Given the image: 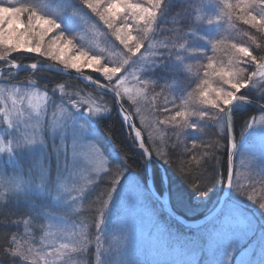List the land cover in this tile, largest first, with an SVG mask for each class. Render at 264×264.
Masks as SVG:
<instances>
[{"label": "snow or ice", "instance_id": "snow-or-ice-1", "mask_svg": "<svg viewBox=\"0 0 264 264\" xmlns=\"http://www.w3.org/2000/svg\"><path fill=\"white\" fill-rule=\"evenodd\" d=\"M78 4L90 18L98 17V20L106 25L111 36L114 37V41H112L114 47L116 41L122 46L121 51L125 57L123 60H113L105 56L103 50L99 53L89 52L83 45L77 48L76 43L79 42L76 40V31L66 33L57 23L56 17L59 10L45 13L35 4L25 3L24 0H0V80L7 85L15 79L20 71H30L31 76L35 77L23 84L25 89L23 92L21 87L13 86L10 94L19 97L22 102L20 107H17L14 99L11 110L0 108L2 123L5 125L4 133L0 135V153H7L6 164L17 165V157L22 153H40L43 157L48 149L49 138L55 141L58 137L64 147L63 164H61L60 154L57 153L55 176L50 165L47 168H42L38 174V182L33 183L31 179L14 182L8 190L10 197H15L18 200L21 198L32 200L35 191L38 195L50 197L58 205H61L67 214L68 211H75L72 206L78 200H85L93 188L98 186V182H106L107 191L100 192L94 200L90 201V205L94 208L99 204V207L95 208L99 218L94 220L98 233L102 231L105 213L109 209V205H116L117 194L121 193L122 197L126 196L123 190L129 180L136 190L138 199H156V192L148 182L147 174L141 182L134 173L129 172L127 154L124 159L116 162L115 172H113V161H116L113 158V153L107 150L104 141L91 127L93 121L98 122L100 117L111 113L114 106L119 109L121 128L127 126L130 133L135 132L132 140L133 143L139 142V158L146 168L151 165L153 153H155L156 159L171 166V153L165 152L159 145L148 146L149 141L156 144L153 132L149 131L148 140L143 139L142 131L137 130L134 123L137 118L145 126V130L163 129L171 125L172 134L176 136L177 141L172 145L173 150L179 148L183 143L182 155L190 157L187 165L194 162L200 167L206 163L203 158L207 157L209 153L204 151L202 154H198V150L207 149L209 145L192 140L191 147H189L181 140V137L186 136L189 129L202 131L209 122L220 125L221 131L224 133L222 139L225 144L221 145L219 141H216L215 147L224 148L229 158L224 175L218 179L217 172L213 168L207 177L197 176L187 182L195 197L205 201L215 192L218 185L223 186L226 175L227 188L233 193L235 187L233 157L237 145L234 137L237 122L235 118L241 114L247 115L249 111H252L251 106L257 105L255 111L259 115L253 114L251 119L245 120L241 126L240 137H244L250 130L255 129L257 124L261 126L260 128H264V45L259 42V39H264V36L258 38L256 34L249 35L248 39L252 45H255V48L242 42L229 44L227 41L233 39L231 36L210 38L208 45L214 51L223 45L221 50L229 56L226 64L221 63L216 66L213 64L215 58L207 57L208 63L201 65L204 69H212L219 78V86L213 87L207 79L201 78L197 71L195 78L188 85L190 87L191 83H195L196 87L187 92L186 98L184 96L174 97L169 101L165 96V103L162 106L157 105L153 99L141 107L140 101L134 98L128 88L123 87L127 79L125 74L136 65L137 59L140 58H142L141 66L137 70L141 72H145L157 64H162L164 61H169L178 65L176 71L191 73L193 71L191 62L199 63L202 58L207 56L206 51L189 44L196 29L177 36L176 42L162 41L159 44H153L150 33H153L155 26L158 25V17L163 16L166 12L167 0H146V4L132 3L131 0H78ZM225 7L228 12L225 13L222 10L220 15H228L231 19L233 12L239 10L237 18L242 20L243 24L250 25L258 33H264V0H237L235 5L226 3ZM118 8L123 11H118ZM71 14L78 16L83 25H88L90 18L86 19L76 9H72ZM197 19H201V17H197ZM213 22L212 18L207 19V24ZM54 29L58 35H54L51 41H46L45 37ZM134 29L137 31L135 36L132 35ZM69 46H72L76 52L71 59L66 53ZM19 49H26L29 53L37 54L38 57L59 61L65 70H75L89 83L94 84L98 92H111L113 107L97 103V99H103L100 95L93 99L92 95L85 93L82 89L67 91L68 86L64 83L55 84L51 88V94H49L48 85L43 86L44 91H38L40 85L36 73L43 72L45 68H54V66L43 65L39 62L22 65L18 62V58L12 55ZM186 61L189 62L186 63ZM85 68L100 73L107 83H101L98 78L84 76L82 69ZM208 75V71L205 70L204 76ZM17 83L21 82L17 81ZM140 83L146 85L149 81L140 79ZM153 84L155 86V82ZM7 90L6 86L0 87V95ZM165 91L172 92L173 89L168 85H163L159 95H163ZM57 92L60 93L58 98L55 96ZM125 96L131 102L127 108L123 102ZM177 99L180 100L179 104L176 103ZM193 99L198 101L199 106L189 103V100ZM23 101H27L28 108L31 109L27 120L21 119L25 115ZM169 104L172 105L171 108L168 107ZM49 108L52 109L50 118L47 115ZM133 109H135L134 114ZM42 111L43 116L41 115ZM32 113L35 115L33 116ZM158 114L166 115L160 118ZM146 116L149 118L146 119ZM165 135H167L166 132ZM107 139L112 142L111 137H107ZM85 141L91 142L92 152L87 164L82 169L85 173L81 177L84 183L82 186H74L72 189L61 191L58 177L70 169L81 167V162L77 159V145ZM112 146L115 148L113 143ZM69 152H71V157H69ZM180 171L182 174L191 176V170L185 173L183 165ZM195 171H199V169H195ZM28 175H32L31 168L28 170ZM254 193L255 188L253 187L252 194L247 195V201L257 205L259 212L264 213V197L256 198ZM235 195L243 197L245 192L241 189ZM225 205L226 209L220 210L216 222L203 232L201 240L197 242L200 244L199 250L210 251L213 254L219 253L220 256L216 264H253L252 260L235 258L234 253L240 241L245 239L249 233L255 235L257 227L253 223L254 217L250 219L246 211L239 207L235 200L226 199ZM237 217L242 218L245 222L243 230L237 229L233 224V219ZM64 219V216L57 218L53 213L41 215L38 210L35 215L32 211L23 213L20 219L14 221L17 227L23 225V233H19V231L5 232L0 238V255L8 261V264H38L36 258L41 254L51 258L50 260L45 259V264H75L74 258L85 255L89 250V241L83 232V228H86L87 225H82L80 232L70 231L67 227L62 226ZM45 220L47 222H44ZM53 221L56 222L53 223ZM37 233H42L39 248L34 247ZM50 236L64 238L67 242L59 245L46 243ZM100 239L98 235L96 237L95 264H107L104 259L106 250L103 249ZM260 247L261 255L264 256V228L260 229ZM44 248H48L50 251L45 253ZM116 264H130V262L121 259ZM187 264H195V262L188 261ZM261 264H264V260L261 261Z\"/></svg>", "mask_w": 264, "mask_h": 264}, {"label": "trees", "instance_id": "trees-1", "mask_svg": "<svg viewBox=\"0 0 264 264\" xmlns=\"http://www.w3.org/2000/svg\"><path fill=\"white\" fill-rule=\"evenodd\" d=\"M45 1L56 3L59 0H24L25 3L31 4H41ZM66 5V11L71 14L72 9H76L83 16H88V13L80 8L78 0H60ZM199 0H167V9L163 16L158 17L159 23L155 26L154 32L150 33L152 36L151 42L153 44H159L162 41H172L176 42V37L183 35L184 33L190 32L191 28L196 26V21L194 18L195 7ZM231 3H237V0H231ZM239 12L232 14L234 17L233 20H229L228 27L222 24L218 33L214 38H227L231 36L233 39L228 40L230 44L232 42H242L249 44L252 48H255V45H252V42L248 39L249 35L256 34L257 37L264 36V33H258L256 29L251 28L250 25L243 24L242 20L237 18ZM94 24L100 30L105 40V45L110 46L117 53L115 60H123L124 53L121 51L122 46L119 45V42H115V47L112 43L114 37L111 36L106 25L102 21L98 20V17H95ZM232 22V25H231ZM60 24V22H59ZM63 27L62 24H60ZM231 25V26H230ZM199 26L197 29H200ZM67 28V27H66ZM63 30H65L63 28ZM192 36L190 42H197V45L204 51H206L207 56L202 58L199 63L196 64L195 71L188 73L186 71L178 72L175 69L178 65L173 64L169 61H164L162 64H157L148 68L145 72L138 71L137 69L141 66V60L137 59L136 65L131 67L130 74L131 79L139 80L137 73L140 76L145 78L144 80L149 81L144 85V92L142 96L138 97L140 101V106L143 107L149 101H153L157 105H164L165 96L170 101L174 97L184 96L186 98L187 92L195 89V83H189L192 79L195 78V74L198 71L199 75L203 79H207L213 87L219 86V78L215 75L212 69H204L201 65L207 64V57H214L213 64L218 66L221 63H227L229 56L225 51H222L223 45L215 51L209 46L204 48L199 45L202 44V37ZM183 42V41H179ZM189 42V43H190ZM259 42L264 45V39H259ZM13 56L18 58V62L27 63V62H49L47 57H38L35 53H29L26 49H19L16 52L12 53ZM174 60V57H173ZM59 61H50V63H55L58 65ZM205 70L208 71L209 75L204 76ZM84 73L90 74L93 77H97L101 81L107 83L103 76L99 75L93 69H82ZM36 77H38V82L42 90L44 91L43 86L48 85L49 94H51V88L57 83L66 84L67 91H76L82 89L85 93L92 95L93 99H96L97 95L103 97V99H97L96 102L102 105H107L108 107H113L112 105V96L106 92H98L93 85L83 83L79 78L67 74L61 73L54 70H44L43 72H37ZM35 78L31 76L30 71H20L16 75L15 79L12 80L8 85L18 86L26 83L29 79ZM17 81L21 83H17ZM155 82V86L153 84ZM168 85L173 89L172 92L165 91L163 95L161 93V86ZM145 93L147 94L145 96ZM55 96H57L55 94ZM137 99V98H136ZM124 106L127 108L130 106L131 102L128 101L127 96L124 97ZM176 103L179 104L180 100L177 99ZM190 104L199 106L198 101L189 100ZM168 107H172L171 104ZM256 108L251 106V110L247 115L241 114L236 119L235 132L234 136L237 140L240 138L241 126L244 124L246 119L256 112ZM135 109H133V114ZM160 118H163V115L158 114ZM148 119L149 117H145ZM135 125L139 130L142 131V137L145 140H148L149 131L153 132V139L156 141V144H152L149 141L150 147H155L159 145L165 152L171 153L172 165H165L162 161L156 159L155 153H153L152 162H151V175L153 179V184L156 190L160 194L167 193L169 199V205L174 212L183 218H196L207 213L212 207L217 203L219 195L222 191L223 186L218 185V188L207 200H199L195 197V194L192 192L188 180L195 179L197 176L201 178L207 177L213 168L217 172V178L219 179L224 175L225 166L228 164L227 152L224 148H216L215 143L219 141L221 145L225 144V141L222 139L224 133L221 131V127L218 124L209 122L207 126L202 131H192L187 130V135L181 137V140L187 143L191 147L192 140H196L197 143L203 142L208 144L207 149L201 148L198 150V154H202L204 151H207L209 155L203 159L206 161L203 167L196 165L194 162L191 165H187V161L190 159L187 155H182L184 145L183 143L179 148L173 150L172 145L176 143V136L172 134L171 125L166 126L163 129L154 128L151 130H145V126L141 124L139 118L135 120ZM122 121L120 116L115 108L113 111L106 116L99 118L98 122L93 121L91 127L99 134V137L104 141L107 150L113 153V158L116 161H113L114 167L113 172H115V164L118 160H122L127 154V160L129 163V172L134 173L136 178L143 182V178L146 174V167L143 166V161L139 158V147L137 143H133L132 134L129 132L128 128L125 126L121 128ZM165 132L167 135H165ZM107 137H111L112 142L108 141ZM112 143L115 148H113ZM244 142H239L236 145L234 150L233 157V167L234 174L233 180L236 182V171L238 163V152L242 149V144ZM184 166L185 173L191 170V176L182 174L180 171L181 166ZM199 169V171H195ZM256 173L257 171L252 170ZM244 177V175H242ZM250 179V175H248ZM226 179L224 176L223 185ZM257 180V179H256ZM256 180L251 186L250 183L243 189L245 192L244 202L246 201V209L250 213L252 206H257L247 201V195L252 194L253 187L255 188L254 196L256 198L264 197V190L261 188L264 187V184L259 179L258 183ZM199 182V181H197ZM250 186L252 187L250 189ZM236 187V186H235ZM235 187L233 188V194L236 192ZM258 187V188H257ZM126 189V188H125ZM107 191L106 182H98V186L93 188L92 192L89 193L88 197L85 199L79 207L72 212H67V217L70 218L72 222L76 224L78 232L82 230V225H87L86 228H83L88 241H89V250L83 256L75 257V264H95V251H96V237L100 236V243L104 250H106L104 259L107 264H116L117 261L123 259L130 262V264H153L152 257L154 255H160L162 262L159 264H187L188 261H194L195 264H216V261L219 259V253L213 254L208 251H200V244L197 242L201 240L203 232L208 229L209 223L204 225L189 228L184 227L181 224L172 220L158 205L155 199H147L148 207L153 212V224L158 228V233L152 236L151 240H148L143 247L138 246H124L118 245L119 240H121V233L117 231V218L119 217L121 208L125 204V198L119 197L116 201V205H109V209L105 213L104 223L102 225V231L97 232L94 220L99 218L98 213L95 211V208L99 207V204L95 205V208L90 205V201L94 200L100 192ZM191 194V195H189ZM229 194H232L230 191ZM37 197L33 196L32 200L25 199H16L15 197H10L9 193L3 199H0V238H2L5 232L14 233L22 231V224L17 227L14 221L21 218L23 213L32 211L33 214H36V210L39 211L41 215L42 212L48 209L46 202L42 203ZM251 206V207H252ZM222 207L220 208V210ZM219 210V212H220ZM218 212V213H219ZM62 214H65L62 212ZM264 217V213H260ZM260 216V217H261ZM163 224V228H160V225ZM261 227V225H260ZM263 228V227H262ZM261 228V229H262ZM41 234V233H38ZM250 241V235L247 237L245 243L238 245L237 250L234 253L235 258L241 259L238 256L239 250L246 246L247 242ZM10 259V258H9ZM250 260V256H249ZM264 260V256L260 255L255 257L252 261L253 263H259ZM0 264H8V261L0 255Z\"/></svg>", "mask_w": 264, "mask_h": 264}, {"label": "rangeland", "instance_id": "rangeland-1", "mask_svg": "<svg viewBox=\"0 0 264 264\" xmlns=\"http://www.w3.org/2000/svg\"><path fill=\"white\" fill-rule=\"evenodd\" d=\"M231 0H199L195 7V23L196 26L191 28V30H195V36L194 37H202V44L200 43L203 48L206 46L207 48L210 46L208 45V40L212 37H214L218 31L220 30L222 24L228 27L227 24H229V20H233L234 17L231 16V19L228 15H220L221 11L227 13L228 9L225 7V4H233L230 2ZM132 3H145L146 0H131ZM234 3L233 5H235ZM36 6L45 13H50L51 11H58L59 14L56 17L57 23L60 22V24L63 25L61 27L62 29H65V32H75L76 40L79 43H76V47H80V45H83L86 51H96L100 52L103 50V54L105 56L110 57L111 59L115 60L116 52L114 49L117 48H111L110 46L105 45V40L103 38L102 33L100 30L95 26L94 20L95 17L90 18L89 16H84L86 19H89L88 25H83V22L80 20L78 16H73L72 14H69V12L66 11V5L64 2H61L60 0L56 3L45 1L41 4H36ZM118 11H123V9L118 8ZM239 12V10H236ZM235 11V12H236ZM259 11V9H257ZM234 13V12H233ZM219 16V19L217 17ZM197 17H201V19H197ZM212 18L213 23L207 24V19ZM131 22V21H130ZM219 25V27H218ZM232 25V22H231ZM230 25V26H231ZM199 26L200 29H197ZM67 27V28H66ZM190 30V31H191ZM54 35H58L56 33L55 29L53 32L49 33L46 37V41H51L54 38ZM132 35H137V31L134 29L132 32ZM190 46L193 47H199L197 45V42H190ZM204 51V50H203ZM66 53L68 55V58L71 59L72 56L76 54L75 49L72 46H69L66 50ZM49 62L44 63H50V61H53L49 59ZM55 62V61H54ZM57 62V61H56ZM103 62V61H102ZM189 61H186L188 63ZM59 63V62H58ZM193 63V71L196 70V62L192 61ZM60 64V63H59ZM63 66V65H62ZM87 69V68H85ZM15 71V70H13ZM131 69H129V72L125 74L127 76V79L123 85L124 88H128L131 92V94L134 96V98H137L139 96L143 95L144 92V85L140 83V79H145L143 76L138 75L139 80L131 79L130 74ZM101 75L100 73H98ZM102 77V75H101ZM106 81V80H105ZM107 82V81H106ZM26 84V83H24ZM7 87V91H5L4 94L0 95V108H4L6 110H11L13 108V100H16L17 107H20L21 101L18 96L11 95L10 92L13 90V85H5V82L0 80V87ZM16 87H21V91L23 92L25 89L22 85H18ZM38 91L42 92V88H38ZM123 91V89H121ZM139 93V95H137ZM56 97L58 98L60 93H56ZM100 104V103H99ZM23 109L25 110V115L21 118L22 120L28 119V114L31 112V109L28 108L27 101H23ZM118 112V111H117ZM119 114V112H118ZM255 115H259L258 112L254 113ZM34 116L35 113H32ZM41 115L43 116V111L41 112ZM47 115L50 118L52 115V109L49 108L47 111ZM252 117V116H251ZM250 117V119H251ZM15 122V121H14ZM34 122V121H33ZM23 128V125L21 126ZM261 126L257 124L255 126V129L250 130L249 133H247L244 137H240L239 140H237V143L244 142L245 144H242L241 150L238 152V163H237V171H236V192L240 191L241 189H244L248 183L252 186L256 180V183H258V180L260 179L262 183L264 184V128H260ZM5 125L2 123V115H0V135H3L4 133ZM39 151V150H38ZM92 152L91 148V142L85 141L82 144L77 145V159L81 162V167L76 169H70L68 172L62 173L58 177V185L61 186V191L64 189H72L74 186H82L84 181L81 179L82 175H85V173L82 171L83 166L87 164L88 158L90 153ZM57 153L60 154L61 158V164H63V154H64V147L61 144V141L57 137L55 141H53L51 138L48 139V149L43 154V157H41L40 153H22L20 156L17 157L18 164L17 165H11L6 164L5 161L8 159L7 153H0V199H3L6 194L9 193V187L14 182H20V181H27L29 179L32 180L33 183L38 182V174L42 168H47L49 165L51 166L53 175L56 174V163H57ZM69 157H71V152H69ZM29 168L32 169V175H28ZM257 171L256 173L252 172V170ZM244 175V177L242 176ZM248 175H250V179L248 178ZM250 186V189L252 188ZM126 188V189H125ZM124 192L126 193V196H123L125 198V204L121 208V212L119 214V217L117 218V231L121 233V240H119V246H138L143 247V245L147 244L146 242L148 240L154 239L152 238L153 235L158 233V228L155 227L153 224V212L148 207V203L146 200H140L137 197L136 190L131 183V180L125 185ZM258 188V187H257ZM261 190H264V187L261 188ZM236 192L233 194H229L227 197L228 200H235L239 207L243 208L246 213L248 214L249 218H253V223L256 225V231L255 235L252 233H249L250 235V241L247 242L246 246L244 248L239 250L238 256L241 259L254 260L255 257H259L261 255V247H260V229L264 228V217L260 215L259 210L257 209V206L250 205L251 208L250 213L249 210L246 209V204H248L246 201L244 202V196L239 197L236 196ZM264 193V192H263ZM75 195V193H73ZM34 197H37L40 202L44 203L46 202L48 209L45 208V210L42 212L44 213H53L57 218L64 216V224L62 226L67 227L68 230L78 232V229L76 228V224L70 220L69 217H67L66 214H62L64 212L61 205H58L55 201H53L48 196H41L38 195L35 191L33 193ZM119 197L121 196V193L117 194V201ZM85 200L80 201L78 200L75 205L72 206L73 209H77L81 203H83ZM226 201V200H225ZM225 201L222 205V208L226 209ZM41 203V204H42ZM252 206V207H251ZM72 212V211H68ZM65 213V212H64ZM261 216V217H260ZM217 215L211 219L209 223V227L211 228L212 224L216 222ZM44 222H47L46 220ZM56 221H53L55 223ZM234 226L239 229L243 230L245 228V222L242 218H234L233 219ZM261 225V227H260ZM160 228H163V224L160 225ZM24 228L22 225V231L23 233ZM55 231V229H53ZM41 234L36 235V244L34 247L39 248L41 246L40 244V236ZM248 235V236H249ZM247 236V237H248ZM247 237L240 241V244L245 243ZM67 242L66 239L60 238V237H48L46 243H55L56 245H59L60 243ZM50 251L48 248H44V252ZM219 258V257H218ZM37 262L38 264H45V259H51L50 257H46L43 254L40 256H37ZM153 264H159L162 262L160 255H154L152 257ZM75 262V259H74ZM253 264H261L259 263H253Z\"/></svg>", "mask_w": 264, "mask_h": 264}, {"label": "water", "instance_id": "water-1", "mask_svg": "<svg viewBox=\"0 0 264 264\" xmlns=\"http://www.w3.org/2000/svg\"><path fill=\"white\" fill-rule=\"evenodd\" d=\"M30 63H33V62H27V63H21V64L22 65H27V64H30ZM41 64H43V65H53L54 68H45V69L46 70H54V71H57V72L67 73V74L73 75V76L79 78L83 83L90 84V85H93L95 87L94 84L89 83L88 80L84 79L79 73H76L75 70H72V69L65 70L63 68V66L58 65V64H55V63H41ZM84 76H91V75L90 74H87V73H84ZM91 77L93 79H97V77H93V76H91ZM100 82L101 83H105V82H103L101 80H100ZM104 92L110 94L113 97V94L111 92H107V91H104ZM252 107L257 108L258 106L257 105H252ZM116 110L119 112V109L118 108ZM137 130H139V129L137 128ZM131 134H132L133 137L135 136V132L134 131L131 132ZM136 143H137V145L139 147V142H136ZM228 160H229V158H228ZM146 174H147V177H148V182L153 186V190L156 192L157 198L155 200L158 203V205L162 208V210L172 220H174L175 222L181 224L184 227L194 228V227H198V226L204 225L205 223H207L208 221H210L212 218L215 217V215L217 214L218 210L221 208V206L223 205L224 201L227 199V197H228V195L230 193V189L227 188V177H226L225 182H224V185H223V188H222V191H221V193L219 195L218 201L212 207V209H210L204 215H201V216L196 217V218H183L182 216H180L176 212H174L172 210V208L170 207L167 193L165 194V197H164V195L160 194L156 190V188H155V186L153 184V179H152V175H151V165L148 168H146Z\"/></svg>", "mask_w": 264, "mask_h": 264}, {"label": "bare ground", "instance_id": "bare-ground-1", "mask_svg": "<svg viewBox=\"0 0 264 264\" xmlns=\"http://www.w3.org/2000/svg\"><path fill=\"white\" fill-rule=\"evenodd\" d=\"M164 197H165V195H164Z\"/></svg>", "mask_w": 264, "mask_h": 264}]
</instances>
